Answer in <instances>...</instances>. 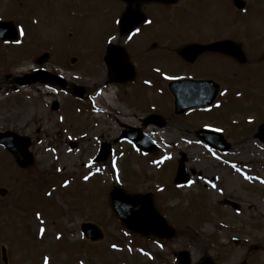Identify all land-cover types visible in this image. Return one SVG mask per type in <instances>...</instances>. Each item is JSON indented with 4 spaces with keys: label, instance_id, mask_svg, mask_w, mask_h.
<instances>
[{
    "label": "rangeland",
    "instance_id": "1",
    "mask_svg": "<svg viewBox=\"0 0 264 264\" xmlns=\"http://www.w3.org/2000/svg\"><path fill=\"white\" fill-rule=\"evenodd\" d=\"M245 1L242 10L232 0L142 7L151 24L121 36L119 0H0V17L13 20L22 35L0 41V132L27 136L34 156L23 168L0 146V189L6 190L0 195V264H177L183 250L190 264L205 257L215 264H264V143L258 139L264 123V0ZM221 39L241 43L246 61L204 54L191 64L179 55L187 43ZM111 40H126L135 61L138 76L128 86H107L103 52ZM40 67L59 74L64 86L13 90L18 77ZM180 78L219 84L215 102L174 114L167 85ZM100 84L112 100L105 91L98 94ZM79 87L82 100L75 95ZM94 93L101 115L89 100ZM150 114L161 115L163 127L142 126L140 119ZM122 123L142 126L158 148L144 154L115 141ZM208 127L223 133L228 151L200 139L197 132ZM100 142L113 153L96 165ZM181 154L185 172L194 171L188 185L174 181ZM113 187L150 193L174 236L125 229L110 208ZM82 222L96 225L102 238L87 241Z\"/></svg>",
    "mask_w": 264,
    "mask_h": 264
},
{
    "label": "water",
    "instance_id": "2",
    "mask_svg": "<svg viewBox=\"0 0 264 264\" xmlns=\"http://www.w3.org/2000/svg\"><path fill=\"white\" fill-rule=\"evenodd\" d=\"M136 1L137 6L142 1L148 0H129ZM160 2L170 3L175 0H156ZM234 4L238 8L244 6L241 0H234ZM135 22L141 21L143 18L138 16L136 12L127 11L120 21L121 32L130 31ZM129 21L133 23H129ZM16 33L10 22H0V38L1 39H14ZM217 51L231 55L239 62L245 61V56L241 50V46L230 40H222L210 44H189L183 46L179 53L187 61L193 62L194 59L202 52ZM105 61L112 71L110 81L121 82L122 69L125 68L132 74V66L128 63L124 51L119 47L108 46ZM34 77H24L18 79L19 84L33 83L38 80L43 82L54 83L55 79L49 77L46 73L38 71ZM169 89L174 95V112L176 114L183 113L186 109L194 106H204L210 104L218 91V85L212 81H195V80H178L169 84ZM79 96H82L81 90H77ZM145 123L153 122L159 126L162 125V120L158 116H150L145 119ZM260 139L264 141V124L260 126ZM199 135L212 147L221 148L226 150L229 145L225 143L221 134L212 131H201ZM121 138L131 140L138 147L145 150H153L154 147L150 145L145 139H142L138 129L126 127ZM0 143H2L15 157L17 163L25 167L32 163V155L28 152L29 140L25 137H20L11 132L0 133ZM110 153L109 145H101V150L96 157L95 161L104 160ZM184 156L180 160L176 181L178 183L188 182V176L184 174L182 162ZM4 189H0L1 195L5 194ZM110 201L113 211L121 219L123 224L130 230L140 233L144 236L154 234L165 238L173 236V230L168 226L165 219L155 209L150 195L129 194L119 189H113L110 192ZM140 205V209L133 212V208ZM142 213V215H140ZM82 232L88 239H99L101 233L93 225L83 224ZM179 264H189L188 252H180ZM200 264H213L209 259L205 258ZM246 264V263H243Z\"/></svg>",
    "mask_w": 264,
    "mask_h": 264
},
{
    "label": "bare ground",
    "instance_id": "3",
    "mask_svg": "<svg viewBox=\"0 0 264 264\" xmlns=\"http://www.w3.org/2000/svg\"><path fill=\"white\" fill-rule=\"evenodd\" d=\"M101 87V84L99 85V88ZM105 97L109 100L110 99V95L109 94H106L105 95ZM92 105H93V110L94 111H97L98 109L96 108V106H95V104L97 103V101H98V95L97 94H94L93 96H92ZM110 106H112L113 107V109H118V107L117 106H115V105H113L112 103L110 104ZM119 113H120V115L122 114V116L123 115H127V113L126 112H124V110L122 109V108H120V110H119ZM198 151V150H197Z\"/></svg>",
    "mask_w": 264,
    "mask_h": 264
},
{
    "label": "flooded vegetation",
    "instance_id": "4",
    "mask_svg": "<svg viewBox=\"0 0 264 264\" xmlns=\"http://www.w3.org/2000/svg\"><path fill=\"white\" fill-rule=\"evenodd\" d=\"M183 0H180V2H182ZM189 2H192L193 3V0H191V1H189ZM188 3H186V5H187ZM152 6V5H157V6H162L161 4H159V3H143L142 5H141V10H142V12L146 15V17H148V14H147V11H143V8L145 7V10L149 7V6ZM132 6H134V5H132ZM143 7V8H142ZM131 55H130V53H129V57H130Z\"/></svg>",
    "mask_w": 264,
    "mask_h": 264
},
{
    "label": "snow or ice",
    "instance_id": "5",
    "mask_svg": "<svg viewBox=\"0 0 264 264\" xmlns=\"http://www.w3.org/2000/svg\"><path fill=\"white\" fill-rule=\"evenodd\" d=\"M222 94H223V93H222ZM85 179H87V177H85ZM40 231H41V233H43L44 230L41 229ZM45 264H47V259H45Z\"/></svg>",
    "mask_w": 264,
    "mask_h": 264
}]
</instances>
